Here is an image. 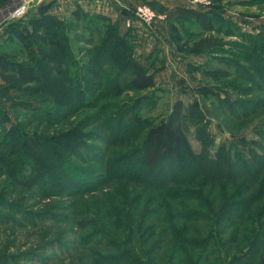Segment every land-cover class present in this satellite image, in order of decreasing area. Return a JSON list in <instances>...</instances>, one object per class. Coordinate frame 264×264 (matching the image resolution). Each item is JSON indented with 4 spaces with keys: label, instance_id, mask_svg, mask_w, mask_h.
Listing matches in <instances>:
<instances>
[{
    "label": "rangeland",
    "instance_id": "rangeland-1",
    "mask_svg": "<svg viewBox=\"0 0 264 264\" xmlns=\"http://www.w3.org/2000/svg\"><path fill=\"white\" fill-rule=\"evenodd\" d=\"M2 1L0 0V3ZM27 1L28 11L20 19L19 28L25 25L31 15L39 13L36 10L38 0ZM5 2L0 5V9L6 8ZM208 2L210 8L215 3L220 13L234 14L264 23V0H220L219 3L208 0ZM142 3L151 5L166 19L165 14L154 4ZM60 5L61 1H59L58 9L63 14V7ZM69 16L63 17L65 21L69 20ZM176 16L178 18L175 17L173 22L184 28L187 44L183 47L181 43H173L184 59L198 54H205V60L211 54L218 59L230 56L231 54L220 51V46L223 45L229 50V42L239 41L232 28L226 29L217 25V29L213 31L202 32L194 27L184 13L177 11ZM8 18L0 20V52L19 54L20 45L15 39L10 41L3 39L6 36L5 31L9 28L7 23L14 21ZM112 23V19L111 22L99 19L97 24L90 25V29L94 35L98 33V29L106 35L114 28ZM71 26L68 33L71 49L77 60L81 57L79 62H87L89 56H82L81 53L83 48L89 49L90 45L80 41L82 36L88 33L85 21L81 20ZM208 50H211V54ZM10 58L13 59V57ZM15 60H18V57L14 58ZM0 62H3V58H0ZM161 68L165 66L158 67L157 70L154 68L153 72ZM9 72L2 75L0 71V85H5V87L1 86L2 90H0V107L5 110L9 119L4 127L10 128L15 125L19 132L28 136L49 138L56 142L69 141L73 152L64 155V163L58 171L60 175L52 181L54 186L51 190L45 188L49 182L45 177L40 180L25 178L24 176L29 174L28 168L19 163L17 157L8 158L17 160L12 167H9L5 161H2L8 159L0 156V203L4 204L0 205V264H101L100 253L107 254L114 251L94 245L99 242L107 246L114 244L113 247L117 246L120 251L128 252L133 260L139 258L147 264H176L177 262V264L179 262L183 264L181 259H178L179 255H175L177 246L183 243L172 240L167 233L160 235L159 232L165 226V221L171 220L179 228L186 221L175 215L171 217L166 208H159V206L171 203L183 205L179 204V201L195 206L196 200L181 196L171 201L165 197L164 190L161 187H155L154 184L163 178H168L170 174L167 176L166 173L169 171L170 173L174 171V177L170 176L172 179L175 177L179 179L183 174L188 173V166L185 167L174 158L162 165L161 175L156 167L147 170L141 181L126 180L114 174L119 168L118 160H114L135 150L143 139V128L132 122V116L126 111V107L132 109L131 113L139 112L143 118L150 117L157 121L168 112L175 101L176 93L171 86L172 81L182 84L181 81L187 79L186 82L192 81L195 85L196 81L204 82L202 75L198 72V76H193L195 79L191 77L188 79L189 74L184 72L182 67L175 79L166 84L164 81L168 75L165 73V78L161 77L156 88L136 91L126 87L120 95L103 97L101 93L105 90L106 81L102 83L96 81L94 76L82 69L79 74L82 79L81 89L84 97L65 94L63 97H56L54 102H50L40 94L31 97L20 95L17 87L12 84L14 79L11 77L9 79V76H13V72ZM248 72L254 78L253 82L258 80L259 74L253 72L251 68ZM259 78L258 86H262L261 77ZM232 81L242 87L249 86L247 80L233 79ZM10 84L13 88L6 86ZM195 88L191 87L182 92L186 93L181 94L184 106H187L192 96L194 97ZM242 91L239 96L230 93L231 97L235 96L241 102L231 109L238 110L237 108H244L245 105L241 104L245 102L264 98L262 87ZM177 95H180V90ZM199 101L206 115L205 126L201 129L197 125H185L189 143L196 153L201 148L200 132L204 130L211 135V152H214L225 138L257 139L259 138L257 132L264 130V101L257 102L258 106L254 113L244 116L230 114L210 98H200ZM27 103L36 106L38 110L32 112L28 109ZM69 106H76V108L70 111L67 109ZM249 106H251L248 107L249 109L254 108L252 105ZM121 110H124V113L120 112ZM38 115L41 116L38 117ZM257 174L262 176L264 171ZM59 186L76 188V190L59 189ZM186 187L198 190L201 186L192 184ZM202 193L205 203L207 205L211 203L212 209L215 210L211 214L213 220L210 222L201 220L194 223L195 237L192 234L193 230L183 231L179 236L188 243L201 244L200 240L205 239L204 230L206 229L208 234L213 232L212 239L218 240L220 244H226L223 247L224 251L221 250L217 255V261L208 256L207 263L206 260H199L194 264H236L232 262L233 257L245 252L247 248L244 243L240 244L238 239L228 243L229 230L226 229V223H223L224 227H218V229L213 226L217 222L214 219L221 202L218 187L208 184ZM145 207L149 208L146 210ZM141 210L146 211L140 214ZM152 244H155V249L153 253H149L148 249ZM61 250L63 253H60ZM193 252L206 253L205 249L199 250V248ZM172 257L177 260L173 261ZM102 260L104 261L105 258ZM257 260L260 261L259 258ZM108 261L112 262V259ZM118 262L125 264L122 259L115 264Z\"/></svg>",
    "mask_w": 264,
    "mask_h": 264
},
{
    "label": "trees",
    "instance_id": "trees-1",
    "mask_svg": "<svg viewBox=\"0 0 264 264\" xmlns=\"http://www.w3.org/2000/svg\"><path fill=\"white\" fill-rule=\"evenodd\" d=\"M5 1L3 0L2 3ZM215 2L219 3L220 0H215ZM50 5L51 3H47L39 6L37 9L39 13L31 15L22 28L18 26L22 17L7 23L9 28L5 31L6 36L3 39L4 41L15 39L20 45V51L19 54L14 55L0 52V58H3V62H0V71L2 75L9 71L13 72V76H9V79L10 77L14 79L12 84L17 87L20 95L31 97L40 94L50 102H54L56 97H63L65 94L84 97L81 89L82 79L79 74L82 69L94 76L96 81L101 83L106 81L105 90L101 93L103 97L120 95L126 87L136 91L156 88L154 72H149V68L136 59L133 40L130 39L129 33L119 34L116 21H112L114 28L108 31L109 34L104 35L98 29V33L94 35L90 25L97 24L99 19L111 22L110 17L101 13L90 14L77 6L71 11L70 16L68 15L69 20L65 21L64 18L48 12ZM177 11L187 15L194 27L202 32L213 31L218 26L226 29L232 28L239 41L229 42V50L223 45L220 46V51L229 53L230 56L218 59L212 56L211 50H208L211 55L204 62L196 65L191 62L187 63V72L198 71L204 81L195 88L197 96L187 106H184L181 99H177L171 104L168 112L157 121L150 117L143 118L139 112L131 113L132 109L126 107V111L132 116V122L142 127L144 134L140 145L135 150L116 157L114 161L118 160L119 168L114 174L126 180L141 181L149 169L157 167L161 175L162 165L176 158L180 164L188 166V173L183 174L179 179L175 177L174 180L171 178L174 177V171L171 173L169 171L166 173L167 176L170 174L169 177L156 182L154 186L161 187L165 197L171 201L181 196L196 200L197 208L182 201H179V204L183 205L171 203L159 206V208H166L171 217L175 215L186 221L180 228L171 220L165 221V226L159 232L160 235L167 233L172 240L183 243L176 249L175 255H179L178 259H181L183 264H194L199 260H206L207 263L208 256L217 261V255L221 250L224 251L223 247L226 244H220L218 240L212 239L213 232L208 234L206 229L204 230L205 239L200 240L201 244L188 243L182 236H179L183 231L193 230L192 234L195 237L194 223L201 220L208 222L213 220L211 214L215 210L212 209L211 203L207 205L202 197V191L206 186L213 184L218 187V196L221 199L217 208L218 214L214 219L217 222L213 226L218 229V227H224L223 223H226V229L229 230L228 243L238 239V242L244 243L247 248L245 252L234 256L232 262L256 264L259 258L258 264H264V175L257 174L264 171V130L257 132L259 137L257 139L225 138L214 152L210 151L211 135L204 130L200 132L201 148L196 153L191 148L185 127L186 124L197 125L201 129L205 126L206 115L201 107L200 98H210L218 103L221 109L235 116L254 113L258 106L257 102L264 101V98L251 100L241 104L245 105L244 108L234 110L231 108L241 102L235 96H230V93L239 96L242 90L251 88L262 87L264 90V23H260L256 29L245 30L236 21L221 14L215 3L212 8L210 6L207 9L178 7ZM81 20L85 21L88 33L82 36L80 41L90 45L89 49L83 48L82 50V56H89V60L82 63L79 62L81 57H78L79 60L76 59L70 46L71 39L68 36L71 25ZM218 29L221 30V28ZM169 31L174 43H181L183 47L187 44V39H185L187 35L182 26L169 22ZM10 57L13 59L11 60ZM17 57L18 60L14 61ZM249 68L259 74L262 86H258L259 76H257L258 80L253 82L254 78L248 74ZM233 79L247 80L249 86L242 87L234 83ZM12 84L6 86L10 87ZM1 86L5 87V85H0V90H2ZM27 104L32 112L38 110L36 106ZM249 105L254 108L249 109L251 107ZM76 106H69L67 109L74 111ZM120 112L124 113V110ZM8 120L5 110L0 107V156L7 159L17 157L19 163L28 168L29 174H26L25 178L40 180L45 177L49 180L45 188L51 190L54 186L52 181L60 175L58 171L64 163V155L73 152L71 144L69 141L56 142L49 138L25 135L19 132L15 125L5 128L4 124ZM2 161L12 167L17 160ZM67 181L70 184L69 178ZM198 182L200 183L197 184ZM192 184L201 187L198 190L186 187ZM60 188L62 187L59 186ZM62 189L76 190V188ZM142 210L140 214L146 211ZM99 243L94 245L114 251L107 254L100 253L103 256H99L101 264H115L121 259L125 264H147L139 258L133 260L128 252L124 253L117 246L113 247L114 244L107 246ZM154 247L155 244H152L148 252L153 253ZM198 248L199 250L205 249L206 253L195 254L193 251ZM60 253H63V250ZM194 256L196 257L193 259ZM103 258L106 261H103ZM110 259L112 262L108 261ZM172 260L177 259L172 257Z\"/></svg>",
    "mask_w": 264,
    "mask_h": 264
},
{
    "label": "crops",
    "instance_id": "crops-1",
    "mask_svg": "<svg viewBox=\"0 0 264 264\" xmlns=\"http://www.w3.org/2000/svg\"><path fill=\"white\" fill-rule=\"evenodd\" d=\"M59 1H61L60 6L63 7V14L60 9H58ZM142 2L154 4L158 10L165 14L166 19L156 20L152 25H145L137 20L132 16L129 10ZM47 3H51L48 12L56 14L61 18L68 16L73 9L79 6L85 12L101 13L110 17L112 21H116L119 27L118 31L121 35L129 33L130 39L134 41V55L136 59L148 67L149 72H153L154 68L157 70L158 67L165 66V68L158 69L157 72H154L156 86L161 80V77L165 78L166 75H168V77L166 76L165 78V84L166 82L174 80L176 75L180 73L182 67L183 71L187 72L186 68L188 62L196 65L198 62L202 63L205 61V54L192 55L184 59L170 36L169 22L175 21L178 7L200 9L192 6L188 0H38L36 7L38 9L39 6ZM221 13L226 18L236 21L245 30H250L252 28L256 29L260 23H262L234 14ZM128 22L130 23V27L127 26ZM188 74V79L190 77L195 79L193 76H198V71H192ZM185 80L181 81L182 84L172 81L171 86L175 89L176 93V98L174 100H182L183 95L181 94H186L182 93L185 92L184 90L191 87H198L203 83L196 81L194 85L192 81L186 82ZM179 90L180 95H177ZM196 96L197 94L195 93L194 97L192 96V99L188 103Z\"/></svg>",
    "mask_w": 264,
    "mask_h": 264
},
{
    "label": "built area",
    "instance_id": "built-area-1",
    "mask_svg": "<svg viewBox=\"0 0 264 264\" xmlns=\"http://www.w3.org/2000/svg\"><path fill=\"white\" fill-rule=\"evenodd\" d=\"M188 2L192 6L198 7L200 9H207L209 7L208 0H188ZM5 7L6 8L0 9V20H3L7 17H9L8 19L16 20L23 17L27 13L28 1L7 0L5 2ZM129 11L132 13L133 17L145 25H152L156 20L164 19L163 15L159 14L151 5L146 3H140L136 6H133V8ZM127 26H130L129 22L127 23Z\"/></svg>",
    "mask_w": 264,
    "mask_h": 264
}]
</instances>
